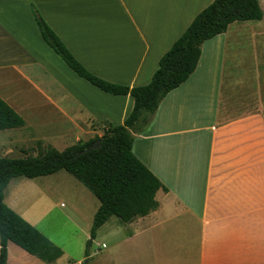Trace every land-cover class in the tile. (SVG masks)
I'll return each mask as SVG.
<instances>
[{
    "label": "crops",
    "instance_id": "crops-1",
    "mask_svg": "<svg viewBox=\"0 0 264 264\" xmlns=\"http://www.w3.org/2000/svg\"><path fill=\"white\" fill-rule=\"evenodd\" d=\"M212 1L0 0V98L20 116L47 114L66 125L75 132L69 146L101 136L123 124L133 98L76 76L42 40L31 6L89 72L133 88L150 82ZM244 23L202 43L195 71L134 134L133 154L167 190L156 192L157 208L143 217L111 216L86 264H264V106H250L249 72L235 70L234 52L244 47L234 39ZM43 101L48 107H38ZM62 172L12 179L3 203L63 251L47 264H82L100 203L67 173L98 204L89 211L81 199L59 204L67 189L51 184L65 182ZM6 264L46 263L8 242Z\"/></svg>",
    "mask_w": 264,
    "mask_h": 264
},
{
    "label": "trees",
    "instance_id": "trees-1",
    "mask_svg": "<svg viewBox=\"0 0 264 264\" xmlns=\"http://www.w3.org/2000/svg\"><path fill=\"white\" fill-rule=\"evenodd\" d=\"M31 12L44 43L76 76L104 93L131 96L133 108L123 124L108 125L101 136L78 141L62 151L37 142L35 156L26 151V157L21 159L0 155V264H6L8 242L45 263H52L63 255L59 247L3 203L4 190L14 178L32 179L63 170L87 188L100 203L93 216L88 247L99 227L111 216L126 223L155 210L156 192L167 189L133 154L134 134L148 126L165 96L195 71L203 42L225 33L233 23L263 19L259 0H213L160 58L150 82L129 88L89 72L35 7L31 6ZM24 124L23 118L0 98V131L19 129ZM96 143H99L96 149L88 150Z\"/></svg>",
    "mask_w": 264,
    "mask_h": 264
},
{
    "label": "rangeland",
    "instance_id": "rangeland-1",
    "mask_svg": "<svg viewBox=\"0 0 264 264\" xmlns=\"http://www.w3.org/2000/svg\"><path fill=\"white\" fill-rule=\"evenodd\" d=\"M259 2L264 14V0H259ZM238 28L239 31L237 35H240V39L235 37L234 43H242L244 48L239 50V52H234L235 55L239 57V60H237L235 64V70L239 72L241 69H245L244 71L247 70L249 72L250 106L253 107L257 104H262L264 106V18L261 22H246L242 25H238ZM57 58L60 59L58 56ZM46 106L48 107L44 101L38 105V107L41 108H46ZM21 117L28 123V127L0 131V155L2 157L21 159L26 157L24 151L35 156L37 142H40L43 147L50 145L62 151L69 146L68 144L71 142L72 135L75 133L67 128L66 125L58 124L54 120H50L52 117L51 115L46 114L42 116L43 119L39 121H34V119H32L34 117L33 115L23 114ZM60 174L64 176L65 182L62 184L60 181H57L51 184V186L67 189V193L63 191L59 196L57 195L59 204L63 203L68 207L72 199H81L88 205V211L91 208V203L95 204L96 202V204H98L97 200L89 191L75 181L70 175L65 172ZM87 215L85 214L86 217H88ZM91 223L92 218L88 222L89 227ZM80 225L82 226L83 224ZM77 238L78 237H76V239ZM88 242L89 238L86 241L85 251H88V257L89 255L95 256L99 251L97 235L89 247ZM88 257L83 259L82 264L87 263ZM68 263L71 264L73 262L65 261V264Z\"/></svg>",
    "mask_w": 264,
    "mask_h": 264
},
{
    "label": "water",
    "instance_id": "water-1",
    "mask_svg": "<svg viewBox=\"0 0 264 264\" xmlns=\"http://www.w3.org/2000/svg\"><path fill=\"white\" fill-rule=\"evenodd\" d=\"M98 144H99V143H96V144L92 145L88 150L96 149V148L98 147Z\"/></svg>",
    "mask_w": 264,
    "mask_h": 264
}]
</instances>
